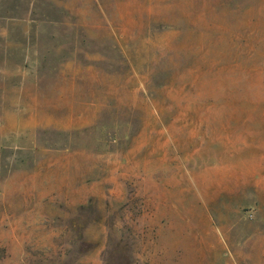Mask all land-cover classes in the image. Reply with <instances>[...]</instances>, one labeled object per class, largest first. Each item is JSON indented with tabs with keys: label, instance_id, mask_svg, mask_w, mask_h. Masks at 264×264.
<instances>
[{
	"label": "rangeland",
	"instance_id": "obj_1",
	"mask_svg": "<svg viewBox=\"0 0 264 264\" xmlns=\"http://www.w3.org/2000/svg\"><path fill=\"white\" fill-rule=\"evenodd\" d=\"M42 6L0 16V264H264V0Z\"/></svg>",
	"mask_w": 264,
	"mask_h": 264
},
{
	"label": "crops",
	"instance_id": "obj_2",
	"mask_svg": "<svg viewBox=\"0 0 264 264\" xmlns=\"http://www.w3.org/2000/svg\"><path fill=\"white\" fill-rule=\"evenodd\" d=\"M45 2L46 0H0V9L6 12H0V16L31 18L37 16L36 12L43 8L42 4ZM17 10L21 11L15 12Z\"/></svg>",
	"mask_w": 264,
	"mask_h": 264
}]
</instances>
